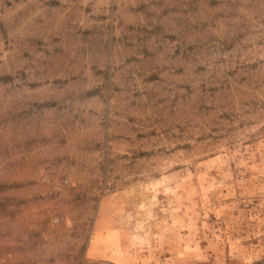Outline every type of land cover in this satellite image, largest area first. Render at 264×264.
Listing matches in <instances>:
<instances>
[{"label": "rangeland", "instance_id": "1", "mask_svg": "<svg viewBox=\"0 0 264 264\" xmlns=\"http://www.w3.org/2000/svg\"><path fill=\"white\" fill-rule=\"evenodd\" d=\"M0 264H264V0H0Z\"/></svg>", "mask_w": 264, "mask_h": 264}]
</instances>
